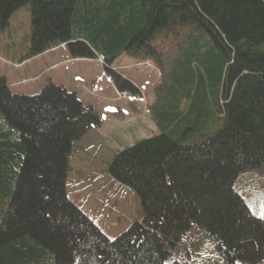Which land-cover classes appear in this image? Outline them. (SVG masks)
Returning a JSON list of instances; mask_svg holds the SVG:
<instances>
[{"label":"trees","instance_id":"trees-1","mask_svg":"<svg viewBox=\"0 0 264 264\" xmlns=\"http://www.w3.org/2000/svg\"><path fill=\"white\" fill-rule=\"evenodd\" d=\"M28 3L23 60L66 45L102 59L121 92L115 60L154 63L158 134L111 165L143 221L110 241L65 191L73 144L97 116L62 86L15 95L0 75V264H166L194 225L228 264L261 263L264 221L236 183L264 172V0H0V31Z\"/></svg>","mask_w":264,"mask_h":264},{"label":"rangeland","instance_id":"rangeland-1","mask_svg":"<svg viewBox=\"0 0 264 264\" xmlns=\"http://www.w3.org/2000/svg\"><path fill=\"white\" fill-rule=\"evenodd\" d=\"M31 33L28 3L13 11L0 31V75L15 95H37L49 84L62 86L97 116L94 128L73 144L65 191L70 202L113 241L143 221L138 194L114 179L111 165L124 150L158 134L149 109L160 73L153 62L123 54L111 67L130 85L124 84L121 92L99 58L74 59L64 45L24 61L21 58L31 47ZM246 178L252 181L246 184ZM236 187L252 215L264 221V172L243 173ZM186 238L175 247L168 245L166 264H228L209 232L194 225Z\"/></svg>","mask_w":264,"mask_h":264}]
</instances>
